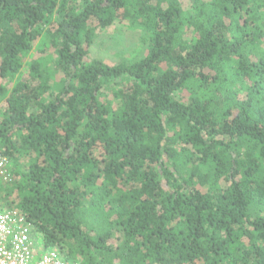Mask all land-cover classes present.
I'll use <instances>...</instances> for the list:
<instances>
[{
	"label": "trees",
	"instance_id": "16d2710c",
	"mask_svg": "<svg viewBox=\"0 0 264 264\" xmlns=\"http://www.w3.org/2000/svg\"><path fill=\"white\" fill-rule=\"evenodd\" d=\"M116 20L143 28L144 58L90 59ZM0 79V193L46 248L264 264V0H0Z\"/></svg>",
	"mask_w": 264,
	"mask_h": 264
},
{
	"label": "rangeland",
	"instance_id": "374dc122",
	"mask_svg": "<svg viewBox=\"0 0 264 264\" xmlns=\"http://www.w3.org/2000/svg\"><path fill=\"white\" fill-rule=\"evenodd\" d=\"M40 39L35 42L34 49L28 59H37L44 68L50 70L52 77L57 79L60 76L56 67V54L54 47L46 45L44 53L39 52ZM149 39L143 28L128 20H116L111 26L95 30L93 44L90 48V59L101 60L109 65H116L122 62L133 63L144 58L148 54ZM0 82L2 80L0 79ZM5 103L0 101V111ZM1 117V114H0ZM12 162L10 160V168ZM11 170V169H10ZM11 178V176H10ZM10 179H0L5 184ZM6 200L0 193V208H7ZM39 245L43 246L42 239L38 237Z\"/></svg>",
	"mask_w": 264,
	"mask_h": 264
},
{
	"label": "built area",
	"instance_id": "2783aa9c",
	"mask_svg": "<svg viewBox=\"0 0 264 264\" xmlns=\"http://www.w3.org/2000/svg\"><path fill=\"white\" fill-rule=\"evenodd\" d=\"M10 159L0 151V179H10ZM0 264H82L58 248L38 243L33 223L17 208H0Z\"/></svg>",
	"mask_w": 264,
	"mask_h": 264
}]
</instances>
